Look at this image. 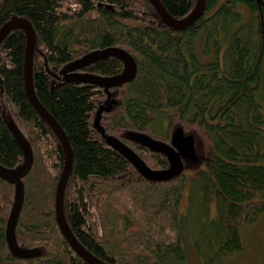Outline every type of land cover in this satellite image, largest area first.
<instances>
[{
  "label": "trees",
  "instance_id": "16d2710c",
  "mask_svg": "<svg viewBox=\"0 0 264 264\" xmlns=\"http://www.w3.org/2000/svg\"><path fill=\"white\" fill-rule=\"evenodd\" d=\"M160 1L178 19L197 2ZM13 16L36 32L35 93L71 146L64 211L78 241L106 264H183L186 238L205 264L240 252L244 227L264 215V0H207L204 15L183 31L167 26L148 0H0V28ZM26 44L15 29L0 45V165L24 163L15 127L34 157L15 236L40 255L12 253L7 226L17 185L0 178V264H88L57 222L65 154L28 97ZM110 47L134 57L133 81L111 88L110 98L97 85L67 81L78 72L120 74L124 65L114 57L69 67ZM177 130L196 138L195 158L179 153L180 171L161 180L146 179L107 141L167 171L170 157L138 136L178 151Z\"/></svg>",
  "mask_w": 264,
  "mask_h": 264
},
{
  "label": "water",
  "instance_id": "95a60500",
  "mask_svg": "<svg viewBox=\"0 0 264 264\" xmlns=\"http://www.w3.org/2000/svg\"><path fill=\"white\" fill-rule=\"evenodd\" d=\"M156 9L163 22L177 31H183L188 29L190 26L194 25L206 11L207 0H197L193 10L183 18L173 17L160 0H148ZM15 29H21L25 32L27 38L26 44V54H25V84L28 97L30 102L36 109V111L42 116V118L48 123V125L53 129L57 135L65 154V165L63 172L60 176L57 190H56V200H55V210L56 218L62 232L63 236L66 238L73 250L88 264H106L92 253H90L76 238L70 229L68 222L65 217L64 211V196L67 187L68 180L72 173L73 168V155L71 146L67 135L65 134L59 123L53 118V116L47 111V109L39 102L33 84V59L36 45V32L31 24V22L23 17L13 16L8 22H6L0 28V45L4 39ZM109 57H114L119 59L123 65V71L112 77H102L94 74L78 72L69 74L66 79L67 81L78 82V83H89L97 85L106 90L111 97L109 90L111 88L122 86L126 83L133 81L137 76V63L134 57L128 53L126 50L120 47H110L104 50L92 52L81 59L71 63L69 65L70 69L79 70L82 67L89 65L95 61H100L107 59ZM12 124V123H10ZM12 131L20 143L23 153H24V163L15 169H9L0 165V178L4 179L8 183L16 184V198L13 209L11 211L8 226H7V240L11 248L12 253L21 259L34 258L40 255V252L36 249H26L21 248L15 236L16 223L22 208L24 199V188L22 179L25 178L30 172L34 157L32 148L28 140L19 132L15 127H12ZM107 141L126 159H128L133 166L148 180H161L180 171L182 163L178 158V151L172 146L164 141L156 140L148 135H139L138 141L141 142L145 147L155 151L162 152L166 156H169L172 160L171 168L167 171H156L150 169L144 161L133 152L128 146L124 145L117 139L113 137H108ZM175 143V142H174ZM182 154V153H180ZM183 155V154H182Z\"/></svg>",
  "mask_w": 264,
  "mask_h": 264
},
{
  "label": "rangeland",
  "instance_id": "374dc122",
  "mask_svg": "<svg viewBox=\"0 0 264 264\" xmlns=\"http://www.w3.org/2000/svg\"><path fill=\"white\" fill-rule=\"evenodd\" d=\"M174 142L178 146V153L188 158H195V142L193 135L183 136L180 130L174 133ZM197 232H193V234ZM243 248L240 252L224 260L222 264H264V215L254 224L244 227L242 232ZM186 261L183 264H205L200 259L191 241L186 238Z\"/></svg>",
  "mask_w": 264,
  "mask_h": 264
}]
</instances>
